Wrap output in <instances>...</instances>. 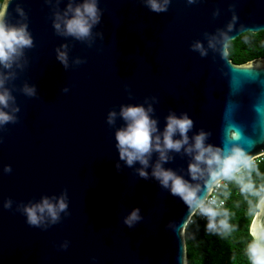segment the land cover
Returning a JSON list of instances; mask_svg holds the SVG:
<instances>
[{
    "label": "water",
    "instance_id": "obj_1",
    "mask_svg": "<svg viewBox=\"0 0 264 264\" xmlns=\"http://www.w3.org/2000/svg\"><path fill=\"white\" fill-rule=\"evenodd\" d=\"M69 2L80 0L0 4L6 22H26L32 37L10 69L0 68L10 73L4 86L14 98L5 111L17 109L0 126V264H187L186 205L151 175L140 177L139 164L119 159L114 133L124 121L117 115L108 124L106 116L121 105L151 103L162 130L170 111L187 113L189 136L202 129L214 146L229 139L245 146L247 159L234 175L264 156V58L234 64L228 51L201 57L189 47L233 14L228 42L264 31V0H170L162 12L145 0H97L100 20L86 41L53 28L54 14ZM62 44L68 67L56 58ZM170 155L164 167L187 178L189 157ZM156 159L154 152L150 164ZM61 194L67 209L56 223L26 222L24 205ZM261 202L264 195L257 209ZM136 207L141 219L129 227L123 218ZM256 215L249 232L264 233V216Z\"/></svg>",
    "mask_w": 264,
    "mask_h": 264
},
{
    "label": "clouds",
    "instance_id": "obj_2",
    "mask_svg": "<svg viewBox=\"0 0 264 264\" xmlns=\"http://www.w3.org/2000/svg\"><path fill=\"white\" fill-rule=\"evenodd\" d=\"M170 0H145L151 11H166ZM189 4L195 0H187ZM19 16L26 20V14L20 7L16 8ZM217 11H213V16ZM5 13L0 7V68L10 69L14 62L23 56V50L32 46V37L27 31L26 22L10 24L5 20ZM100 20V9L97 0H80L73 5L69 2L63 14H54L53 28L64 36H71L76 40L86 41L90 38L92 28ZM236 21L233 14L231 19L223 28H217L214 32L204 33L203 40L193 41L189 47L201 57L209 52L227 53L229 32ZM57 60L68 67L67 45H60L56 50ZM80 59L74 63H81ZM19 66V64H17ZM249 67L248 65L242 66ZM10 73L0 72V126L15 119L12 108L11 112L5 111L9 108V102L14 98L10 91L4 86ZM22 91L31 96L34 94V87L25 85ZM155 99L154 97L152 98ZM147 103V100H146ZM153 112L151 103L121 105L119 112L110 110L106 116V122L112 124L117 115L124 121V125L117 128L114 133L116 148L119 159L125 165L131 167L139 164L136 172L140 177L147 179L149 175L158 184L168 190L170 194L178 196L186 205L191 220L192 215L200 214L208 218L207 228L216 230L219 227L227 228L226 220L215 221L219 214L213 207L217 204L215 196L210 194L221 187L222 180H231L234 173L243 165L247 159L246 148L243 144L226 140L223 147L207 143L208 133L198 130L189 136L193 128V121L187 113L176 114L170 111L165 116L163 129H158L157 120L150 114ZM251 145L249 144V147ZM157 159L150 164L153 153ZM171 152H183L189 157L187 164V178L176 173L173 169L165 168L164 164L171 159ZM117 168L119 165L117 164ZM150 168V172L148 169ZM5 172L10 171V166H5ZM241 191H248L246 186H241ZM220 203H223L222 201ZM12 201L5 200L4 207L10 208ZM67 209L65 195L58 197H42L38 202L24 205L20 210L26 218V222L33 226L47 227L60 219V214ZM256 219L264 216V202H261L257 209ZM226 216L227 213L225 212ZM141 219L140 209L132 208L123 218V223L133 226ZM251 239L246 247V255L250 264H264V233L259 229L250 230ZM66 247V243L62 245Z\"/></svg>",
    "mask_w": 264,
    "mask_h": 264
},
{
    "label": "trees",
    "instance_id": "obj_3",
    "mask_svg": "<svg viewBox=\"0 0 264 264\" xmlns=\"http://www.w3.org/2000/svg\"><path fill=\"white\" fill-rule=\"evenodd\" d=\"M227 51L234 64L264 57V31L239 35L228 42ZM241 186H246L248 191L242 192ZM219 194L225 203L214 219L217 222L226 220L228 227L218 226L210 231L208 218L187 224L184 229L187 264H250L246 247L251 239L249 226L256 213L252 209L264 195V157L249 163L234 181L221 188Z\"/></svg>",
    "mask_w": 264,
    "mask_h": 264
},
{
    "label": "built area",
    "instance_id": "obj_4",
    "mask_svg": "<svg viewBox=\"0 0 264 264\" xmlns=\"http://www.w3.org/2000/svg\"><path fill=\"white\" fill-rule=\"evenodd\" d=\"M255 160V159H254ZM254 160H252L250 163H253ZM246 169V166L241 168L240 172H244ZM231 180H222L221 181V187L219 188H216L209 196V198H211V196H215L216 197V200H217V204L214 205L213 207H215L217 210H219L221 207L224 206V203H225V200L223 197L220 196L219 192L221 190L222 187H225L229 182H231ZM223 202V203H220V202ZM207 217L206 216H203V215H200V214H196V215H192L191 216V220L188 221V224L192 223L193 220H199V221H204L206 220Z\"/></svg>",
    "mask_w": 264,
    "mask_h": 264
},
{
    "label": "rangeland",
    "instance_id": "obj_5",
    "mask_svg": "<svg viewBox=\"0 0 264 264\" xmlns=\"http://www.w3.org/2000/svg\"><path fill=\"white\" fill-rule=\"evenodd\" d=\"M263 157H264V156H262V158H263ZM258 160H261V157H260V159H259V158L255 159L254 162H257ZM239 174H241V172H238L237 174H235V175H234V178L232 179V181H234V180H235V176H236V175H239ZM232 181H231V182H232Z\"/></svg>",
    "mask_w": 264,
    "mask_h": 264
},
{
    "label": "flooded vegetation",
    "instance_id": "obj_6",
    "mask_svg": "<svg viewBox=\"0 0 264 264\" xmlns=\"http://www.w3.org/2000/svg\"><path fill=\"white\" fill-rule=\"evenodd\" d=\"M257 58H264V57H256V58H253V59H251V60H254V59H257ZM250 61V60H249ZM233 63V62H232Z\"/></svg>",
    "mask_w": 264,
    "mask_h": 264
}]
</instances>
